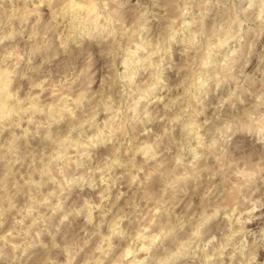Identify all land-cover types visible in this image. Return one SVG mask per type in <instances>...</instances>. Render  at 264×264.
I'll return each instance as SVG.
<instances>
[{
  "label": "clouds",
  "instance_id": "1",
  "mask_svg": "<svg viewBox=\"0 0 264 264\" xmlns=\"http://www.w3.org/2000/svg\"><path fill=\"white\" fill-rule=\"evenodd\" d=\"M0 264H264V0H0Z\"/></svg>",
  "mask_w": 264,
  "mask_h": 264
}]
</instances>
